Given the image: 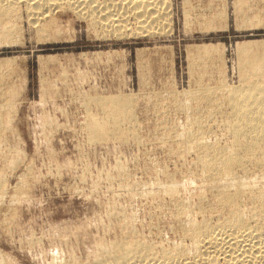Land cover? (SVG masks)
I'll use <instances>...</instances> for the list:
<instances>
[{
	"label": "rangeland",
	"instance_id": "374dc122",
	"mask_svg": "<svg viewBox=\"0 0 264 264\" xmlns=\"http://www.w3.org/2000/svg\"><path fill=\"white\" fill-rule=\"evenodd\" d=\"M234 1L209 2L222 9H208L205 0L186 6L190 19L200 26L208 15L230 16ZM179 2L171 0L170 30L141 35L127 31L123 36L105 32L98 24L91 26L68 8L55 10L51 16L55 24L46 25L49 28L34 26L24 2L18 3L6 25L10 32L0 33V61L13 59L0 70V116H5L4 123L10 120L0 140V264H93L96 246L120 239L126 230L148 241L156 252L171 248L183 238L185 217L177 209L178 200L188 202L198 220L216 222L227 215L216 201L215 187L202 176L196 154L185 153L177 135L191 128L219 147L230 144L223 91L225 85L246 84H241L243 67H238L234 45L263 39L264 30L183 36ZM136 26L134 20L128 21L132 30ZM8 36L11 40L5 43ZM190 44H208L217 51L211 53L213 58L192 60L187 53ZM207 87L222 90L206 91L209 95ZM188 89H197L196 95L202 90L199 102L189 101L199 108L191 112H197L203 126L188 123L187 114L177 107V98L188 97L184 92ZM117 93L133 98L134 118L122 122V138L109 134L92 142L86 129L90 118L108 117L94 98ZM202 96L209 98L202 101ZM213 99L224 104L218 107ZM259 167L247 162L245 181L264 189ZM171 178L173 196L162 188ZM251 206L245 202L242 209Z\"/></svg>",
	"mask_w": 264,
	"mask_h": 264
},
{
	"label": "bare ground",
	"instance_id": "6f19581e",
	"mask_svg": "<svg viewBox=\"0 0 264 264\" xmlns=\"http://www.w3.org/2000/svg\"><path fill=\"white\" fill-rule=\"evenodd\" d=\"M189 1L192 0H188V2ZM20 2H24L29 23L31 25H34L36 23L34 26L38 24L39 26L46 27V25L54 23L53 20L55 21V19H51L52 14L55 12L56 9L64 10V8L71 9L82 18L85 17L89 21L91 26L92 24H98L104 29L103 31L114 33L119 36L125 35L127 31L130 33L132 32V34L140 35L141 33H160V31L162 33V31H168V29L170 30V27L172 25L171 0H0V33L6 32L8 35V31L11 29V27L10 29H8L6 26L7 24H9L8 18H11V16L13 17V15H16L15 13H17L16 11H18V3ZM188 4L191 5L190 2ZM244 5H246V3ZM244 5L242 4L241 7L243 6L242 8H244ZM188 9L189 8H187L186 10ZM192 10L193 9H191V11ZM238 15L240 16L241 14ZM253 15L254 14H252L251 16ZM185 16L184 19H187V16ZM248 17L249 16L246 17V21L250 19H248ZM131 19L135 21V24H137L135 30H132L130 27H128V21ZM49 26H47L46 28H49ZM208 27L210 26L208 25ZM41 29L42 28H40V30ZM10 40L11 37L8 36L5 37L4 42L8 43L10 42ZM263 46L264 42L262 43L259 41H248V43H236L235 49L240 58H238L239 60H237V62L239 61L238 67H243V72H241L240 74H244L243 77L240 76V80L243 81L241 82V84H243L244 82H246V84L234 87L225 85L223 91L225 92V94L223 95V97H225V105L229 109L225 112L227 113L226 115L224 113L221 114L226 116L224 127L227 128V130L230 132V144L219 147L213 143L214 141L210 142L209 139L207 140L208 137L204 138L203 133L198 131H190L191 128H188L189 130L183 131L179 135L176 134L180 141L179 145L183 147L184 152L190 153L191 151H194V154H196V162L200 164V167L203 172L202 176H204L205 180H208L211 186L215 187V190L217 191L216 193H214L216 194V201L218 205L223 208V210H228L227 215L222 216V218H219L216 222H212L206 217H202L198 220L193 215L194 212H196L193 211V207L191 208V205L188 204V202H185L184 200H178L176 201V204L178 206L177 209L179 213L185 218L184 220H182V222L184 221L183 224H180L183 229V238L182 240L180 239L177 244L174 245L173 242V247H168L169 249L161 247L160 249L162 250H158V252H156L154 250V247L148 241L146 242L144 241V239L142 240L140 239V237H136L135 234L131 232L132 230H126V233L122 235L120 239L116 238V241L106 243L102 241L96 246L97 248L94 253L93 264H264V189H257L256 187L255 189L254 187H250L245 181V177L248 174L245 168V164L247 162H255L257 166H260V169H263L262 173L260 171V174H262L264 180V83H260L261 81L257 82L256 80H254L261 79L262 82L264 81ZM260 49L263 51H260ZM214 51H217L214 46L212 47L210 45L205 44H202V46L192 45L187 49V53H189V56L192 60L196 58L201 59L204 55H210L211 57V53H213ZM216 54L217 53L215 52V55ZM96 55L99 54L97 53ZM210 57L208 56V59ZM211 58L210 60L213 61V59ZM214 58L216 59V57ZM12 60V58H5L3 61H0V70L6 65H10ZM218 62L219 60L216 61V63ZM221 69L223 68L221 67ZM221 71L222 70H220V72ZM221 86H223L222 83ZM219 88L216 87V89L214 88V90H211V88L208 89L207 87L205 88V93H208L210 95L211 93L206 91L211 90V92H215V90H217L220 94V91L222 89L219 90ZM188 91H184L187 93L188 97L181 98L179 96L181 94L178 95L179 97L177 96V99L179 101L177 107H180V109L184 110V112L187 114L186 117L188 118V123H196L198 126L200 122L197 119L198 116L197 114H195V112L197 111L196 109L199 108L196 107V104L194 105L191 102H194L193 100L199 102L197 101V96H200L198 95V93L200 94L202 90L198 91L197 95L195 94L197 89L195 90V92H192L189 89ZM205 97L208 96H202L201 100L203 101ZM220 97H222V95ZM130 98L131 97H129V95L126 96L117 93L112 96L97 95L94 100L92 99L95 103V106L98 105L100 107V110L102 113H104V116L106 115L110 117L109 122L111 123L108 122L110 126L107 125L106 120L108 119V117L106 120H102V118L100 120L91 116L92 118H90L89 123L87 122L88 126L86 127L88 132V139H90L92 142H97L98 140H101L103 138L106 139L109 134L112 136L117 135L118 137H121L124 134L121 131V126L123 124L122 122L134 118L132 116L133 110L131 109V105L133 103L131 100H133V98L131 100ZM189 100L192 101L190 102ZM162 102L164 104V101ZM210 103L211 102H209L208 106H210ZM221 104H224L222 100L219 101L218 105H216L219 107ZM194 107H196V109ZM221 107L224 106L222 105ZM224 108L226 110V107ZM192 109H195L196 111L192 113ZM218 111H220L219 108ZM210 112L212 113V111ZM207 114H209L208 111ZM207 114L203 116H206ZM211 115L212 114H210L209 116ZM3 117L0 116V140L3 136V130H6L8 127V124L6 123L10 121L6 120V123H4V121L1 119ZM188 123L186 124V126L188 125ZM188 126L190 127V125ZM217 126L218 129L219 125ZM9 128L10 125L8 129ZM207 128L209 129V127ZM200 129L201 128L199 127V129L197 130ZM208 129L206 130L208 131ZM10 130L13 131V128H11ZM200 131H202V129ZM205 133L204 135L207 134ZM12 156H14V152ZM14 158L17 157L15 156ZM254 165L255 164H253V166ZM236 168H238V170L244 171V173H237ZM259 177H261V175ZM172 180V178L171 182H169L170 180H167L168 184H164L162 187L163 190L171 196H173L175 193L173 192L175 183ZM245 202H248L249 204L253 205L249 210H247V205L245 204V209L247 211H244L242 209V205ZM197 209H199V207ZM199 212L201 213L203 211L199 210Z\"/></svg>",
	"mask_w": 264,
	"mask_h": 264
},
{
	"label": "crops",
	"instance_id": "0c3cea01",
	"mask_svg": "<svg viewBox=\"0 0 264 264\" xmlns=\"http://www.w3.org/2000/svg\"><path fill=\"white\" fill-rule=\"evenodd\" d=\"M199 1H201V0H199ZM205 1L207 2L206 4H208V9H217V8L222 9V7H223L222 5L218 6L216 4L213 5L212 3H209L211 0H205ZM237 1L236 0L234 1L233 7H232V12H231L230 16H228V14H226V12L224 14L222 13L220 15L214 16L215 18H213L212 16H210V17L207 16L205 18L206 22H203L202 24H200V26H201L200 27V26H198L199 23L197 22V20L196 21L195 20L192 21L193 18L188 19V18H190L189 13H188L190 8L188 10H186L188 8L186 6V4L189 3L188 0H186V2H185V0H180V2H179L180 6L179 7L181 8V15H182L181 23H182V31H183L182 34H183V36H187V35H202V34L210 35V34H217V33H229V32H239V31H246V32L247 31H263L264 30V2H263V0L262 1L255 0L254 3L250 2V0H237ZM192 2H197V0H192ZM245 3H246V5H244ZM238 4H240V5H238ZM242 4L244 5V8H242L243 6L241 7ZM224 8L226 9L225 4H224ZM253 9H254V11H253ZM238 11H240V12H238ZM251 13L256 15V16H258V17L254 16V15L251 16L252 15ZM185 14L187 16V19H184ZM238 14H241V15L239 16ZM243 16H245V17H243ZM247 16H249L248 19L252 18L253 20L251 19V21H250V19H249L248 21H246L247 20V18H246ZM254 19L257 20V21H255ZM191 21H192L193 24L192 23L191 24L188 23V22H191ZM222 21H224V22H222ZM254 23L257 24V25H255ZM194 24H195V27H193ZM208 25L210 27H208ZM220 26H223V27H220ZM211 27H213V28H211ZM230 28H231V30H229ZM263 40H264V38L263 39H248V40H243V41H240V42L236 41L235 43H243V42L244 43H248V41L264 42ZM208 43H212V42H208ZM217 43L221 44L219 42H217ZM217 43H213V44H217ZM190 45H193V44H190ZM205 45H208V44H205ZM199 46H202V45H199ZM235 47H236V44L234 45V48Z\"/></svg>",
	"mask_w": 264,
	"mask_h": 264
}]
</instances>
